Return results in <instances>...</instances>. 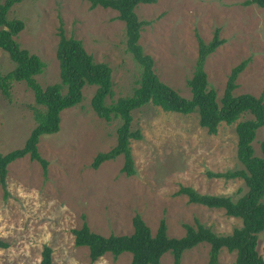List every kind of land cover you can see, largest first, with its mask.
<instances>
[{
	"label": "rangeland",
	"instance_id": "rangeland-1",
	"mask_svg": "<svg viewBox=\"0 0 264 264\" xmlns=\"http://www.w3.org/2000/svg\"><path fill=\"white\" fill-rule=\"evenodd\" d=\"M245 1L159 0L138 5L135 14L145 22L139 45L152 58L158 79L189 99L186 82L194 71L198 39L208 44L218 30L223 43L204 66L217 102L231 70L244 60L248 64L236 81L234 95L258 98L264 94V8L243 6ZM117 15L110 9H90L86 0H23L11 8L7 19L23 23L16 43L44 62L43 72L36 77L42 88L59 82L56 48L63 31L67 38L80 41L95 63L110 68L112 95L106 100L110 104L130 96L139 78ZM13 68L7 53L0 50V75ZM95 90L85 86L81 103L60 113L59 131L40 137L37 150L47 162L45 173L28 157L7 167L5 186L0 185V241L7 248L0 250V264H38L45 246L52 251V264L130 263L128 253L117 258L108 253L91 263L88 249L76 247L72 234L84 222L103 237L132 234L136 215L152 235L164 220L170 238L183 237V225L200 223L217 235L241 226L239 219L221 210L189 204L185 196H176L180 186L233 200L246 193L241 179L207 176L241 168L235 124H221L212 136L200 128L196 114L168 113L146 105L131 113V127L142 136L130 142L135 175L120 173L122 157L94 170L91 164L96 155L115 146L119 126L118 120L107 123L93 112L90 101ZM36 108L33 93L23 82L12 83L7 96L0 91L1 155L23 147L35 126ZM263 138L264 127L252 144L256 156L261 155ZM257 250L264 259V233ZM208 259L209 246L200 244L184 252L180 264H208ZM160 264H173L172 256L163 255ZM218 264H236L235 253L221 249Z\"/></svg>",
	"mask_w": 264,
	"mask_h": 264
},
{
	"label": "trees",
	"instance_id": "trees-1",
	"mask_svg": "<svg viewBox=\"0 0 264 264\" xmlns=\"http://www.w3.org/2000/svg\"><path fill=\"white\" fill-rule=\"evenodd\" d=\"M23 0H3L0 4V50L7 53L14 68L0 75V91L8 95L14 82H23L31 90L37 106L33 110L35 126L20 149L5 155L0 154V185L5 186L7 167L16 160L28 157L37 162L43 172L47 162L38 153L39 139L59 131L60 113L79 105L82 101V89L85 86L96 87L90 101L95 115L105 122L119 121L116 129V144L106 153H99L94 158L91 168L96 170L101 164L123 158L120 173L126 177L135 175L131 156L130 142L140 141L141 133L131 127V113L146 105H152L164 112L181 115L196 114L200 128L208 135H216L221 124H235L237 138L236 158L241 168L224 173H207L210 178L235 180L241 179L246 193L233 200L230 197L200 194L191 187L180 186L176 196H185L187 202L207 209L221 210L228 217L239 219L241 226L230 234L217 235L210 228L200 223L195 226L183 225L185 234L181 238L167 236V227L161 220L157 231L151 234L140 216L132 219L133 232L130 235L103 237L92 233L87 224L73 230L74 245L88 249L91 263L105 254L114 258L123 253L131 256L129 264H160L165 254H170L173 264H180L184 252L200 244L209 246L208 264H218L221 249L235 253L236 264H264V259L257 250L258 238L264 233V138L259 143L260 156H256L253 142L259 129L264 127V94L256 98L250 94L235 96L236 81L244 71L248 60L234 67L228 76L222 97L217 102L216 91L209 86L204 66L208 56L223 43L215 31L210 43L198 39V54L192 77L186 86L190 98L181 97L176 91L163 84L154 72V63L145 55L139 45L140 31L145 22L138 20L135 8L142 5H154L159 0H86L90 9L101 7L117 12V19L124 24L126 51L139 68L136 87L128 97L119 98L107 104L112 95L111 70L106 64L95 63L88 55L82 43L74 38H67L59 32L56 58L59 67V82L42 88L36 81L45 64L37 56L21 49L15 37L23 29L18 20H8L11 8ZM243 6L255 5L264 8V0H247ZM249 116V118H245ZM242 119V120H241ZM7 244L0 241V250ZM52 251L43 247L38 264H52Z\"/></svg>",
	"mask_w": 264,
	"mask_h": 264
}]
</instances>
